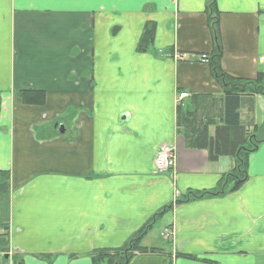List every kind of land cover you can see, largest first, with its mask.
Instances as JSON below:
<instances>
[{
    "label": "crops",
    "instance_id": "crops-1",
    "mask_svg": "<svg viewBox=\"0 0 264 264\" xmlns=\"http://www.w3.org/2000/svg\"><path fill=\"white\" fill-rule=\"evenodd\" d=\"M215 1L220 68L253 79L264 72V0ZM205 5L0 0V264H92L155 217L141 245L156 252L128 264H264V138L247 180L220 192L232 158L210 162L176 126L179 93L209 136L222 122V89L200 61L214 48ZM146 24L153 42L138 51ZM21 91L43 92L44 103L24 104ZM240 99L239 123L264 136V97ZM163 143L176 154L167 174L153 165ZM203 192L217 194L169 212ZM154 225H172L173 246L164 232L151 237Z\"/></svg>",
    "mask_w": 264,
    "mask_h": 264
},
{
    "label": "trees",
    "instance_id": "trees-1",
    "mask_svg": "<svg viewBox=\"0 0 264 264\" xmlns=\"http://www.w3.org/2000/svg\"><path fill=\"white\" fill-rule=\"evenodd\" d=\"M205 14L208 17L214 43L210 60L207 58L205 63L210 62L211 74L223 92L222 122L221 125L215 126L213 136H209L207 131L208 126L200 127L199 123H197V109H193V113H189L179 103L176 107V126L183 130L185 145L188 148L207 151L210 162H215L222 157L232 158L234 162L233 170L226 174L220 181V192L224 191L229 185V191L232 193L237 191L247 180L248 159L257 150L264 138L260 134L257 136L256 132H246L245 128L239 123L238 115L241 96L260 95L264 97V72L257 74L253 79L235 78L222 72L219 65L222 56L218 32L219 13L215 0H206ZM153 37L154 30L152 25L146 24L138 41V51L144 50L151 45ZM202 56L207 57L206 55ZM19 96L22 102L28 105H42L45 100L43 92L21 91ZM196 99L194 98V100ZM212 193H191L187 194L182 200H177V198L175 202L177 205H181L183 202L210 196ZM213 194L216 195L217 192ZM171 208L172 205L168 207V210L171 211ZM156 218L138 231L125 246L113 250H99L94 252L91 255L92 264H128L135 254L156 252L152 249H146L141 245L142 240L151 229L153 221Z\"/></svg>",
    "mask_w": 264,
    "mask_h": 264
},
{
    "label": "built area",
    "instance_id": "built-area-1",
    "mask_svg": "<svg viewBox=\"0 0 264 264\" xmlns=\"http://www.w3.org/2000/svg\"><path fill=\"white\" fill-rule=\"evenodd\" d=\"M201 61H206V57L203 56ZM187 94H179L178 100L184 99ZM175 149L171 144H162L158 147L154 158V168L157 173L165 174L174 170L176 165Z\"/></svg>",
    "mask_w": 264,
    "mask_h": 264
},
{
    "label": "rangeland",
    "instance_id": "rangeland-1",
    "mask_svg": "<svg viewBox=\"0 0 264 264\" xmlns=\"http://www.w3.org/2000/svg\"><path fill=\"white\" fill-rule=\"evenodd\" d=\"M91 24H92V21H90V20H87L86 21V23L84 24V25H88L89 27L91 26ZM83 25V26H84ZM94 25H95V28H98L100 25H101V22L98 20V19H95V21H94ZM70 35L71 36H75V34H73V32H70ZM88 34L86 33V36H87ZM93 35H94V38L93 39H95V33H93ZM114 46V43L112 42V43H110V44H108V45H106V46H104V47H106L107 49H112V47ZM105 66V65H104ZM118 70L119 71H121L122 69H121V66H119L118 67ZM263 132V130L262 131H260V133H262ZM176 204V202H174L173 204H171V205H175ZM176 206L177 207H179L180 205H177L176 204ZM176 207V208H177ZM173 211H175V206H172V208H171V211H170V213L171 212H173ZM172 225H170V226H168L167 227V243H171L172 244V246H173V243H174V237H175V233H173L172 235H171V232L173 231V228L171 227ZM170 230H169V229ZM195 230H198V229H195ZM164 231H163V228L162 227H159V228H157V226H153L152 227V234H151V237L152 238H159V234L160 233H163ZM162 235H165V233H163ZM169 235H171V236H169ZM161 236V235H160ZM160 239V238H159ZM205 262H207V260H204Z\"/></svg>",
    "mask_w": 264,
    "mask_h": 264
},
{
    "label": "water",
    "instance_id": "water-1",
    "mask_svg": "<svg viewBox=\"0 0 264 264\" xmlns=\"http://www.w3.org/2000/svg\"><path fill=\"white\" fill-rule=\"evenodd\" d=\"M58 131H59L60 133H63V127H62L61 125H59V127H58Z\"/></svg>",
    "mask_w": 264,
    "mask_h": 264
}]
</instances>
